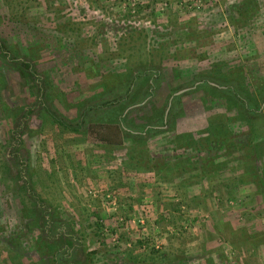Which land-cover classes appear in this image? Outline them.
Listing matches in <instances>:
<instances>
[{"label": "rangeland", "instance_id": "1", "mask_svg": "<svg viewBox=\"0 0 264 264\" xmlns=\"http://www.w3.org/2000/svg\"><path fill=\"white\" fill-rule=\"evenodd\" d=\"M263 97L264 0H0V264H264Z\"/></svg>", "mask_w": 264, "mask_h": 264}, {"label": "trees", "instance_id": "2", "mask_svg": "<svg viewBox=\"0 0 264 264\" xmlns=\"http://www.w3.org/2000/svg\"><path fill=\"white\" fill-rule=\"evenodd\" d=\"M141 74H142V77L144 76V74L141 72ZM223 76H225V75H221V77H223ZM146 78V77H145ZM134 79H136V77L135 76H132V78H131V81H130V84L134 81ZM220 83V82H219ZM130 84H129V86L127 87V89H126V91H125V93L123 94V95H121V97H118V98H115L114 100H111V101H103V102H101V104H98V105H95V109H104V108H110V107H112V108H114L115 106H119L120 105V103L123 101V98H124V96H126V95H128L129 94V92H130ZM221 84V83H220ZM148 86H150L151 87V85L150 84H148ZM221 86H223V85H221ZM221 86H212L211 84H210V82L206 79V80H202V82L201 83H199L198 85H197V88L198 89H206V88H209L210 90H211V92L212 93H214L213 95H216V93H220V92H222V93H225V95L227 96V98L228 99H230V100H233L234 102H235V104H240L241 106H243V108L245 109V110H247V111H249V113L250 114H255V113H258L257 112V109L254 111L253 110V107H251L249 104H246L245 103V100H243V98H242V95H240V92H239V90L237 89V88H235L234 86H231V85H229V84H226V87H221ZM150 87H148V88H150ZM136 92H137V90H136ZM152 92L153 91H148V89H145V91H142L141 93H143V96H141L142 98H146V97H148V96H150L151 94H152ZM139 93V92H138ZM134 97V96H133ZM180 98V96H174L173 97V101H178V99ZM263 100H264V97H263ZM203 101V104L205 103L204 102V100H202ZM205 108H206V106H205ZM257 108V107H256ZM53 117H54V120L57 122V123H59V124H61V125H63V126H65V127H68V128H73L74 130H78V128L77 127H74V126H69L64 120H62L60 117H57V116H54L53 115ZM119 118V120H120V123L122 122V123H124L125 124V122H126V120H125V116H119L118 117ZM159 122V124L157 125V123ZM158 122L154 125V127H152L153 129H155V130H153L152 128H150L149 129V131L150 130H153V131H160L159 129L158 130H156V126H163V125H165V123H164V121H163V118L161 117V118H159V120H158ZM119 123V122H118ZM117 123V124H118ZM183 133V132H182ZM185 133V132H184ZM188 136V135H187Z\"/></svg>", "mask_w": 264, "mask_h": 264}, {"label": "water", "instance_id": "3", "mask_svg": "<svg viewBox=\"0 0 264 264\" xmlns=\"http://www.w3.org/2000/svg\"><path fill=\"white\" fill-rule=\"evenodd\" d=\"M184 90H186V89L180 90V91L176 92L174 95H177V94L183 92ZM171 98H172V97H171ZM169 105H170V104H169ZM169 105H168V108H169ZM168 108H167V110H166V114H167ZM165 118H166V117H165Z\"/></svg>", "mask_w": 264, "mask_h": 264}]
</instances>
